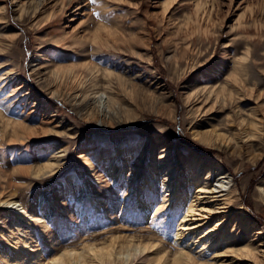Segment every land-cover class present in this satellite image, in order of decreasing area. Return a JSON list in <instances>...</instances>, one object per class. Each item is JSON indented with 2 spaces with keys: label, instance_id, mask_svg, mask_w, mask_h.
<instances>
[{
  "label": "rangeland",
  "instance_id": "rangeland-1",
  "mask_svg": "<svg viewBox=\"0 0 264 264\" xmlns=\"http://www.w3.org/2000/svg\"><path fill=\"white\" fill-rule=\"evenodd\" d=\"M68 1L0 0V195L13 192L33 215L25 221L0 206V264H50L61 251L101 247L112 236L152 245L134 264L174 257L183 245L178 224L198 189L186 185L195 160L205 163L203 171L213 168L212 185L224 166L236 186L219 197L229 201L219 200L224 207L209 221L201 207L192 215L191 225H202L198 235L206 232L212 243L201 250L196 237L194 258L264 264V0H175L170 9L167 0ZM23 6L28 13L20 18ZM95 30L107 39L93 41ZM38 53L50 58L45 70L75 66L41 80ZM107 71L125 78L124 86ZM234 72L243 85L232 84ZM110 82L118 113L104 116L93 103L90 119L80 115L68 93L110 92ZM58 85L61 94H53ZM205 86H225L215 104L214 97L204 104L210 112L199 110L196 97ZM230 89L236 98L226 102ZM16 123L41 128L29 134ZM213 128L225 134L223 143L200 136ZM164 148V159L177 166L171 188L158 165ZM50 162L53 169L35 172ZM248 243L259 245L257 258L230 251Z\"/></svg>",
  "mask_w": 264,
  "mask_h": 264
},
{
  "label": "bare ground",
  "instance_id": "bare-ground-1",
  "mask_svg": "<svg viewBox=\"0 0 264 264\" xmlns=\"http://www.w3.org/2000/svg\"><path fill=\"white\" fill-rule=\"evenodd\" d=\"M75 0H69V4H71ZM173 1L175 0H167L164 2V8L170 9L171 6L174 4ZM39 6V4H38ZM37 6V8H38ZM202 3H197L196 6V14H199L200 10L203 8L201 7ZM165 9V10H166ZM20 18H24L26 16V13H28V10L25 6L20 8ZM37 11V10H36ZM108 36L112 34V32L108 29H104ZM92 40L97 41V40H102V39H107V37L104 36L103 32L101 30H95L92 32ZM15 36V34H10L5 37L1 38H8L11 39ZM0 44H2L0 42ZM3 44L4 41H3ZM81 45V44H79ZM36 59H40L43 61L41 64L42 66H38L36 68L37 73L39 74V78H42L41 80L45 79V75H51L54 74L55 77L59 79V74L67 67L70 66H75V64H67V65H59L55 68V70H45V68L48 66V63L46 62L48 59H50L48 56H43L41 53L37 54ZM69 65V66H68ZM82 65H85L87 68L92 69L93 71H99L96 69V66H93L92 63L90 62H85ZM241 67L245 68V64L242 60H240ZM238 65V66H239ZM55 71L57 74L53 73ZM57 71H60L59 73ZM239 72H234V75L231 78V82L234 86H241L243 85L241 83V78L238 75ZM82 74V73H81ZM107 74L112 75L116 77L119 81V84H124L126 83L125 78H123L120 75H117L111 71H107ZM95 76H97V73H94ZM53 76V75H52ZM74 79H78V75L73 73ZM61 81V80H60ZM62 82V81H61ZM114 84V83H113ZM112 82H110V92L107 89L104 90H95L93 94H86L85 92L80 93V92H73V93H68L70 95V99L72 103L76 106V109L80 115L85 116L86 118L91 117V115L94 114L92 104L95 103L96 106H98L99 110L103 111L104 116H111V112H115L116 109V100L119 98L118 95L114 94V85ZM133 84V83H132ZM121 86V87H122ZM222 86V85H221ZM253 86V85H252ZM21 87V86H20ZM133 87V86H132ZM59 85L56 89L53 90V94H61V90L59 89ZM220 88V87H219ZM223 91L220 89H217V86H205L203 87L199 95H197V98H201L200 100L203 101V104L200 106L199 110L204 111V112H210L213 110H210L209 108L205 109L204 104H208L209 101L212 100V97H214V104L219 100L220 92H224L225 86L221 87ZM124 89V88H123ZM131 89V88H130ZM242 89V88H241ZM128 90V88H127ZM126 90V91H127ZM132 90V89H131ZM240 90V89H239ZM250 90V88H249ZM131 92V91H130ZM229 97H226L224 95V101L226 102H233L236 97V92L234 89L229 90ZM82 97V98H81ZM89 97H92L94 99H91V103H87L85 100H87ZM228 98V99H227ZM121 99V98H120ZM239 99H244L239 98ZM225 107V105H223ZM227 108V107H225ZM116 109V110H115ZM205 109V110H204ZM95 110V109H94ZM122 110V109H121ZM258 112V111H257ZM118 113V110L117 112ZM251 113V112H250ZM102 114V115H103ZM230 119H233L228 116ZM251 120L252 122L257 125V121L255 118L251 115ZM96 118V116H95ZM99 124L105 123V120L103 121L100 120L101 118H98ZM92 120V119H91ZM243 121L245 120L244 118L242 119ZM10 121V120H8ZM115 122V121H114ZM259 122V120H258ZM107 124V123H106ZM109 124V123H108ZM251 124V123H250ZM16 125H22L25 129H27L29 134H35L37 133V128L41 127H35V128H30L26 126L23 123H16ZM12 131L10 133L16 134L18 133V129L16 127H11ZM43 132H45L44 129H42ZM9 132V129H8ZM198 134V132H197ZM205 141L212 143V141L215 139V141L223 143L224 140L226 139L225 134L220 133L217 128H213L210 130V132H205L202 135H200ZM221 146V145H220ZM167 148H164L163 151H165L159 160V170L163 172V176L165 178V183L168 186V181H171V176L172 173L174 172L176 174L177 171V166H173V164L169 161L164 159L166 155H168V150ZM168 159V158H167ZM54 163H45L42 165H39L36 167L35 172L38 174H44L48 169L51 170L53 169ZM190 166L192 167V172H191V177L190 180L186 182V185L189 186L190 184H193L197 190H195L194 194L191 196L189 202H187V211L186 213L182 216L178 228H177V240L180 239L182 245V249L176 254L174 257H169L166 254H162L160 256H157L158 262L155 264H208L199 261L198 259H195L193 254L191 253L193 242L196 240H199V242L203 245L201 248H211L212 243H209L211 238L209 235L205 234L199 236V228L202 226L201 224H195L191 225L193 222L197 223L195 220L190 222L192 219V215H196L195 210L197 207H201L205 211V219L209 221L213 216L216 215L219 210L224 207L220 206L217 207L218 201L219 200H224V202H228V196H223L222 198H219L221 195H225L226 193H230L231 190L233 191V188H235V182L233 181V176L231 177V174L228 172L227 169H225L224 166H218L217 169V181L215 182L214 185L211 184V170L213 169L211 166L206 168V170H202L203 167H206L205 163L203 161L195 160L194 162L190 163ZM22 169H29L32 170V166H23ZM208 173V174H207ZM173 184H170L172 186ZM168 187V188H169ZM171 188V187H170ZM173 189V187H172ZM264 189V188H263ZM171 192L167 191V188L165 189V196L164 200L167 201L170 199V194ZM4 192L0 195V206L3 209H8L11 210L14 214H17L18 216H22L25 221H27L29 218H32V214L24 208V205L16 200L14 193L13 192H8L2 196ZM201 194H204L201 196ZM207 199L210 201L207 202ZM206 200V203L204 202ZM228 200V201H227ZM208 204V205H207ZM225 217L222 222L228 219V217L225 215ZM22 218V219H23ZM220 219V218H219ZM245 220V219H244ZM206 221V222H207ZM222 222H219L218 224L220 225ZM247 226H253L256 228V221L250 220L246 218L245 221ZM213 228V226H211ZM226 228H229V225L226 224ZM203 230V229H202ZM210 230V229H209ZM260 233H264L263 229H259ZM235 234L234 231L229 233V238L230 240H235ZM123 241L125 244H121L123 246H116L117 242ZM139 241V242H136ZM145 241L141 239H136L135 237H117V236H112L109 244L103 245L100 244L101 247H99L96 243H91L88 246H85L81 250L77 249H67L64 251H61L60 254H57L53 257H51V260H49L50 264H134L135 260L138 258H143L145 256V252H147L149 249H153L151 244L143 243ZM105 244V243H104ZM127 247V253L125 254L126 251H123V248L126 250ZM150 250V251H151ZM230 251H235L233 253L238 254L239 256H244V257H255L257 258L259 255V245H250V243L247 244V247L244 248H237L235 250H230ZM95 252L96 256H93L92 253ZM75 253V255H74ZM222 255V254H219ZM222 264V262L218 263ZM225 264V263H224Z\"/></svg>",
  "mask_w": 264,
  "mask_h": 264
},
{
  "label": "snow or ice",
  "instance_id": "snow-or-ice-1",
  "mask_svg": "<svg viewBox=\"0 0 264 264\" xmlns=\"http://www.w3.org/2000/svg\"><path fill=\"white\" fill-rule=\"evenodd\" d=\"M74 255H75V253H74ZM92 255H93V256H96V253H95V252H93V253H92Z\"/></svg>",
  "mask_w": 264,
  "mask_h": 264
}]
</instances>
